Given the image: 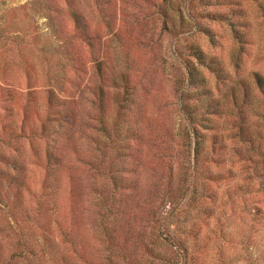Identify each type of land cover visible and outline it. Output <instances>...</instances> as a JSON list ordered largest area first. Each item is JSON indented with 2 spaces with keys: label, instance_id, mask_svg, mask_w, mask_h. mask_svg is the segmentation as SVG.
<instances>
[{
  "label": "rangeland",
  "instance_id": "rangeland-1",
  "mask_svg": "<svg viewBox=\"0 0 264 264\" xmlns=\"http://www.w3.org/2000/svg\"><path fill=\"white\" fill-rule=\"evenodd\" d=\"M256 74L264 0H0V264H264Z\"/></svg>",
  "mask_w": 264,
  "mask_h": 264
},
{
  "label": "trees",
  "instance_id": "trees-1",
  "mask_svg": "<svg viewBox=\"0 0 264 264\" xmlns=\"http://www.w3.org/2000/svg\"><path fill=\"white\" fill-rule=\"evenodd\" d=\"M255 79H256V82H257V85H258L259 89L264 93V77L262 75H260V74H256ZM169 241L172 242V243L175 242L173 239H169ZM184 256L186 257V255H184ZM171 263L175 264V260H172Z\"/></svg>",
  "mask_w": 264,
  "mask_h": 264
}]
</instances>
